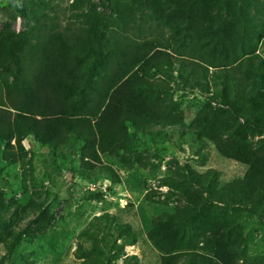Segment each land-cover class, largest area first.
Returning a JSON list of instances; mask_svg holds the SVG:
<instances>
[{
	"label": "rangeland",
	"instance_id": "1",
	"mask_svg": "<svg viewBox=\"0 0 264 264\" xmlns=\"http://www.w3.org/2000/svg\"><path fill=\"white\" fill-rule=\"evenodd\" d=\"M151 1L157 9L150 0H0V39L26 35L44 18H57L62 26L72 28L98 19L108 47L124 36L164 39L182 48L213 42V48L206 46L210 53L229 52L242 61L264 60V0ZM197 11L208 12L211 20L203 25L193 18ZM155 79L167 83L166 98L184 114L191 130L197 129V115L210 111L218 124L229 127L224 133L228 140L264 150V131L239 118L216 89L191 92L177 73L164 68ZM247 106L264 114L262 100L253 98ZM129 131L133 154L102 158L117 172L116 184L102 173L80 176L81 145L62 155L29 137L24 146L31 164L23 166L3 160L6 143H0V264H93L88 262L94 259L98 264H133L125 256L115 257L118 251L113 245L123 242L117 229L98 234L89 227L105 213L115 215L121 224H131L137 232L138 242L125 247L126 256H137L139 264H161L146 234L156 217L182 214L188 208L196 210L201 221L207 212L231 229L232 240L239 245L238 264H264V200L250 203L251 197L242 189L245 165L222 157L213 142L182 132L154 128L144 135L131 126ZM122 159L136 164L141 160V164L127 168ZM196 197L202 200L199 208L187 203ZM29 205L35 211L28 209L21 216ZM86 229L92 236H84ZM192 235L188 228L187 237ZM18 237V245L10 251L9 244ZM79 249L87 256L81 257ZM97 252L104 255L96 258Z\"/></svg>",
	"mask_w": 264,
	"mask_h": 264
},
{
	"label": "trees",
	"instance_id": "2",
	"mask_svg": "<svg viewBox=\"0 0 264 264\" xmlns=\"http://www.w3.org/2000/svg\"><path fill=\"white\" fill-rule=\"evenodd\" d=\"M149 3L157 9L154 1ZM192 15L203 25L211 20L206 11ZM99 23L97 19L83 28H72L62 26L57 18H44L26 35L0 39V143H6L3 160L30 165L24 146L29 137L62 155L81 145L84 167L80 176L102 173L116 184L117 172L102 158L133 154L130 126L144 135L154 128L175 130L211 141L222 157L245 165L242 189L251 197L250 203L264 200V150L228 140L224 133L229 127L218 124L210 111H201L197 129L191 130L184 114L166 98L167 83L155 79L156 72L164 68L177 73L191 92L212 87L246 124L255 123L264 131V114L247 106L253 98L264 102V60L250 57L242 61L229 52L210 53L206 49L213 48V42L182 48L164 39L124 36L108 47ZM121 161L127 168L141 164V160L137 164ZM187 201L196 208L202 202L198 197ZM28 209L35 211L29 205L20 215L28 214ZM2 222L0 219V227ZM89 227L98 234L111 227L117 229L123 242L112 247L118 251L116 259L125 256L126 261L139 264L137 256L124 252L126 246L138 242L131 224H121L115 215L105 213ZM188 228L193 231L191 237H187ZM89 235L86 229L84 236ZM146 235L161 264H238L239 245L232 240L231 229L209 218L207 212L205 221L191 208L182 214H162L153 220ZM18 243L19 237L9 244V250ZM78 251L81 257L87 256L85 250ZM103 255L94 254L96 258Z\"/></svg>",
	"mask_w": 264,
	"mask_h": 264
}]
</instances>
